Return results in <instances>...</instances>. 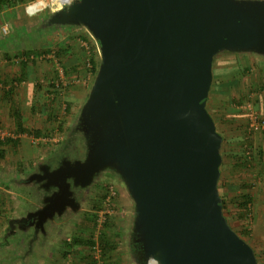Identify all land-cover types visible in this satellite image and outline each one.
I'll list each match as a JSON object with an SVG mask.
<instances>
[{
    "label": "water",
    "instance_id": "water-1",
    "mask_svg": "<svg viewBox=\"0 0 264 264\" xmlns=\"http://www.w3.org/2000/svg\"><path fill=\"white\" fill-rule=\"evenodd\" d=\"M37 28L83 29L98 65L67 149L14 181L36 195L33 210L7 221L32 228L25 255L107 174L132 202V264H257L222 213V137L206 101L215 58H264V0H76Z\"/></svg>",
    "mask_w": 264,
    "mask_h": 264
},
{
    "label": "rangeland",
    "instance_id": "rangeland-1",
    "mask_svg": "<svg viewBox=\"0 0 264 264\" xmlns=\"http://www.w3.org/2000/svg\"><path fill=\"white\" fill-rule=\"evenodd\" d=\"M31 1L21 0L14 5L16 8L1 10L5 20L0 17L4 22L0 26V40H6L8 47L17 44L14 48H18L12 55H6L3 64L0 63V133L4 134L0 139L3 150L0 159V264H132L126 247L132 202L122 186L107 174L102 175L89 191L77 214L60 223L48 224L46 239L38 236L27 255L26 244L32 237L30 231H6L7 221L22 216L27 203L17 191L21 186L14 181L31 171L36 162L51 155L63 142L94 77L86 61L91 66L94 62L98 65L94 41L89 42L92 50L89 54L80 45L87 40L86 31L76 28L74 32L77 33L72 34L70 29L64 28L38 29L39 23L50 12L27 16L24 8ZM7 25L11 28L4 34L1 30ZM260 67L263 65L241 68L243 75L231 90L232 98L245 102L250 95L255 101L258 95L264 94V74ZM238 114L244 116L240 111ZM17 121L26 132L17 130ZM36 128H40L38 135L34 134ZM231 131L234 133L237 129ZM8 139L15 143L6 142ZM234 161V158L228 160L221 156L217 188L226 201L222 213L230 228L240 238L246 236L247 240L242 239L253 246L257 264H264L261 261L264 258V218L255 225L253 204L250 203L247 219L238 220L237 192L240 189H221L222 183L236 182L243 175L236 172ZM253 172L248 176L244 172L250 185L249 193L258 180L252 176ZM105 183L114 187L115 197L110 202L106 201ZM72 238L89 240L93 245L67 248L66 242ZM102 238L111 246L105 253L99 247Z\"/></svg>",
    "mask_w": 264,
    "mask_h": 264
},
{
    "label": "trees",
    "instance_id": "trees-1",
    "mask_svg": "<svg viewBox=\"0 0 264 264\" xmlns=\"http://www.w3.org/2000/svg\"><path fill=\"white\" fill-rule=\"evenodd\" d=\"M21 3V0H0V7H12L14 5H17ZM68 29V28H67ZM237 55H221L217 58H215L212 62V80L210 84V89L208 91V98L206 102V109L210 113V115L213 117V120L218 119L219 125L217 124V129H224L227 127H231L233 124L231 121L224 122L227 115H230L231 113H239L237 109L234 108V103H241L240 100H235V98H232L231 96V90L240 82L241 76L243 73L241 72V68L238 65L231 63L230 61H227V58L230 57H236ZM222 59H224L222 61ZM227 63H230L227 65ZM97 69V62H94L92 64L91 68V74L94 75ZM260 69L263 71L264 74V65L263 67H260ZM246 70V69H245ZM212 111H215V113L219 114V116L216 118L214 115H212ZM16 117V116H15ZM18 119V118H17ZM232 120V119H231ZM18 123V121H17ZM218 129V130H219ZM17 130L26 132V129H23L21 127V124H17ZM220 133V132H219ZM35 135H38L39 132H35ZM8 143H15L14 141L8 139L6 140ZM2 142H0L1 145ZM231 143H233L231 145ZM222 149L220 151V154L223 157L234 158V165L236 172H250L252 167V161H253V154H252V148L250 144H241L240 147L238 143H235L232 139H226V137L222 138ZM244 145H246L247 148H249L248 156L246 154V147L244 148ZM76 147L79 153L81 152V142L79 139H77ZM238 147V149H237ZM3 156V150L0 148V159ZM230 169V168H229ZM242 176V175H241ZM240 176V179H237L236 182H233L232 180H227L225 183L221 184L222 191H235L240 189L238 193V203H237V212H238V220L247 219V205L248 203H252L250 195H249V189L250 185L247 184L246 176ZM17 191H19L21 195V199L24 198L27 202L25 204L26 207L24 209H32L34 207V197L32 198L31 194L29 193L30 190L28 188H25L23 186L18 187ZM219 195L222 200V210H224L225 207V198L222 193L219 192ZM23 209V210H24ZM243 228V233H244ZM244 240L246 239V236H241ZM248 242V241H246ZM74 245H87L92 246L93 243L85 240H81L78 238H72L69 243L66 242L67 248H71ZM100 249L103 253L111 249V246L108 245V242L104 240V238L100 239L99 244ZM256 256V255H255ZM257 261L258 258L256 257ZM262 262H264V258L261 259Z\"/></svg>",
    "mask_w": 264,
    "mask_h": 264
},
{
    "label": "crops",
    "instance_id": "crops-1",
    "mask_svg": "<svg viewBox=\"0 0 264 264\" xmlns=\"http://www.w3.org/2000/svg\"><path fill=\"white\" fill-rule=\"evenodd\" d=\"M14 8H16V7L15 6L10 7V8L2 7L0 9L1 19L3 21L5 20V18L4 19L2 18L1 10L2 11L3 10H9V9L12 10ZM1 19H0V26L2 25V22H3ZM64 29L67 30V28H64ZM68 29H70L69 31H72L71 32L72 34L77 33V32H74V31H77L76 28H68ZM62 31H64V30L62 29ZM63 39H65V37H63ZM3 40H0V47L2 48V49L0 48V63L1 64H3L6 61L5 59L8 56L7 54L12 55L13 53H15L14 50L18 49V48H14L17 44H9V47H8L6 40H4V41ZM54 43H55V40H54ZM41 46H43V45H41ZM2 60H4V61H2ZM223 60L224 59H222V61ZM226 60L230 61L231 63L235 64L236 66L237 65L239 66L241 64L239 67L252 66L253 64L264 65V58L263 57L250 55V54H241V55H237L236 57L227 58ZM228 64H230V63H227V65ZM259 88H260V86H259ZM254 100H255L254 106L258 109L259 113L264 116V94L258 95L257 98ZM207 112H208V110H207ZM209 115H210V113H209ZM212 115H214V117H216V118L219 116V114L215 113V111H212ZM243 117L244 116L241 117L237 112L231 113L230 115H227L225 118L226 120L224 122H227V124H229L228 122L231 121L233 124L231 125V127L226 126V128L218 130L217 124L219 125V120L218 119L213 120V117L211 116V118L215 124L216 130L218 133L220 132L219 134L221 135L222 138L226 137V139H229V138L232 139L235 143L239 144L238 147H240L241 144H247L248 143V144H250V146L252 148V154H253L252 165H253V168L251 167V172H252V170L254 171L252 173V176L255 178L257 177L258 180L255 182L256 184H254L255 186L252 188L253 190L250 191L249 195H250V198H251V201L253 204L252 205L253 217H254V222L256 225V221L259 224L260 219L264 218V132L256 133V134L250 135L248 137L245 133V126H243L244 123L246 122L243 119ZM38 129H40V128L34 129V132H38ZM235 129H237V131L233 133L231 130H235ZM232 144L233 143H231V145ZM238 147H237V149H238ZM251 172H247L248 174H246V175L248 176L249 173H251ZM246 182H247V180H246ZM251 183H252V180H251ZM249 245L252 248V250L254 251L253 246L251 244H249ZM254 254H255V251H254Z\"/></svg>",
    "mask_w": 264,
    "mask_h": 264
},
{
    "label": "built area",
    "instance_id": "built-area-1",
    "mask_svg": "<svg viewBox=\"0 0 264 264\" xmlns=\"http://www.w3.org/2000/svg\"><path fill=\"white\" fill-rule=\"evenodd\" d=\"M32 2V1H31ZM30 2V3H31ZM43 11H48L49 10L45 9ZM4 34L6 32V28L3 27L1 30ZM86 41L81 42V47L82 49L86 52V54H89L92 50H90L91 47V43L89 44V42H93L92 38L88 35ZM93 44L95 45L96 51L98 52L97 46L96 44L93 42ZM86 66L89 67V70L91 71V63L87 60L86 61ZM254 93H251V95H253ZM237 110L241 111L244 116H245V121H246V126H245V133L246 135L249 137L250 135L256 134V133H260L262 131H264V116L261 115L254 107V101L252 100V97H250V95L248 96V100L245 102H241V103H236L234 106ZM4 134L0 133V139H3ZM246 147V145H244V148ZM246 154L248 156V151L249 148H247ZM106 185V201L110 202V200H112L115 197V191H114V187L112 186L111 183H105ZM250 209V203H248L247 205V210ZM154 264V263H152Z\"/></svg>",
    "mask_w": 264,
    "mask_h": 264
},
{
    "label": "clouds",
    "instance_id": "clouds-1",
    "mask_svg": "<svg viewBox=\"0 0 264 264\" xmlns=\"http://www.w3.org/2000/svg\"><path fill=\"white\" fill-rule=\"evenodd\" d=\"M76 3V0H32L31 3L25 6L24 12L27 16H36L39 12L47 9L53 15H56L62 11L70 10ZM11 26L7 25L6 30H10ZM155 264H159V261H155Z\"/></svg>",
    "mask_w": 264,
    "mask_h": 264
},
{
    "label": "flooded vegetation",
    "instance_id": "flooded-vegetation-1",
    "mask_svg": "<svg viewBox=\"0 0 264 264\" xmlns=\"http://www.w3.org/2000/svg\"><path fill=\"white\" fill-rule=\"evenodd\" d=\"M60 146V145H59ZM60 147H58L56 150H58ZM62 151H64V150H66L67 149V146L66 145H63L62 146V148H60ZM55 150V151H56ZM54 151V152H55ZM53 152V153H54ZM75 152L78 154V155H80L81 154V152L79 153V151L77 150V147H76V150H75ZM26 188V187H25ZM30 190V189H29ZM30 194H31V196H32V198L34 197V201H35V203H34V207L32 208V209H24V211H23V215L26 213V212H28V211H31V210H33L35 207H36V195H33L32 193H31V190H30V192H29ZM64 220V219H63ZM62 221V220H61ZM61 221H57V222H55L54 224H56V223H60ZM50 225V223H47L46 224V229L48 230V226ZM54 224H52V225H54ZM17 225L18 224H15L13 227H7L6 228V231L8 232L9 230H17ZM29 231H30V233L32 232V228H29ZM38 236H40V234L38 235Z\"/></svg>",
    "mask_w": 264,
    "mask_h": 264
}]
</instances>
